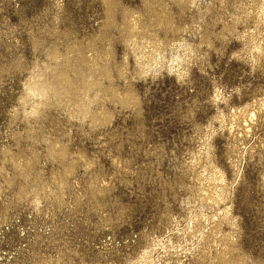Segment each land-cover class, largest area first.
Returning <instances> with one entry per match:
<instances>
[{
    "label": "rangeland",
    "instance_id": "obj_1",
    "mask_svg": "<svg viewBox=\"0 0 264 264\" xmlns=\"http://www.w3.org/2000/svg\"><path fill=\"white\" fill-rule=\"evenodd\" d=\"M117 1L119 24L104 26L103 0H0V264H264V110L251 132L236 127L243 137L230 131L236 108L264 100V19L251 13L264 0H166L163 27L153 26L160 6ZM123 7L162 38L147 69L125 40ZM75 43L111 51L113 78L99 67L86 93L28 91L53 46L66 55ZM210 166L227 179L225 219L203 198L210 182L220 188L201 179Z\"/></svg>",
    "mask_w": 264,
    "mask_h": 264
},
{
    "label": "bare ground",
    "instance_id": "obj_2",
    "mask_svg": "<svg viewBox=\"0 0 264 264\" xmlns=\"http://www.w3.org/2000/svg\"><path fill=\"white\" fill-rule=\"evenodd\" d=\"M104 2H105V5H106V20H105V23H104V26H111V25H113V24H119L118 22H116V16H115V12H114V6L115 5H117L116 3H118V1L116 2V0H103ZM145 1V0H144ZM175 1H177L178 3H182V4H185V5H188V4H191L192 2H193V0H175ZM195 1V0H194ZM255 1V0H254ZM103 2V3H104ZM120 3H122L121 1H119ZM146 2L149 4V7L151 8V7H153V6H155V5H158V6H160V10H161V12L160 13H158V15H157V17H156V19L153 21V26H156V27H163V26H165V23H166V20H165V10L167 9V6H166V0H146ZM170 2V1H169ZM168 2V3H169ZM196 2V1H195ZM119 3V4H120ZM254 3V2H253ZM260 3V2H259ZM58 4V3H57ZM145 4V3H144ZM61 5V4H60ZM104 5V4H103ZM124 5V4H123ZM147 5V4H146ZM145 5V6H146ZM169 5V4H168ZM126 6V5H125ZM128 6H130V5H128ZM190 6V5H189ZM254 6H255V4H254ZM61 7V6H60ZM105 7V6H104ZM116 7V6H115ZM245 7V6H244ZM250 7V6H249ZM121 8V7H120ZM147 8V7H146ZM158 8V7H157ZM252 8V7H251ZM122 9V8H121ZM123 9H124V7H123ZM126 9V10H125ZM124 10L126 11V13H127V15L126 14H124L125 15V21H127L126 23H127V28H128V34H127V37L125 38V40L129 43V45L132 47V49H133V51H134V55H135V57H136V59H139V60H141V63L144 65V67L147 69V68H149L151 65H153V64H155L157 61H158V59H160V56H162L163 54H162V52L164 51L163 50V46H162V38H160V35L158 34V31L157 30H153V29H151V28H148V25H145V24H143V19H142V13H140V11L138 10V11H135V10H133V11H131V7H130V10H128L127 8H125ZM133 9H135V8H133ZM152 9V8H151ZM137 10V9H136ZM157 10V9H156ZM247 10H248V8H247ZM116 11V10H115ZM121 11V10H120ZM124 11V12H125ZM141 11H143L142 9H141ZM167 11H168V9H167ZM169 12V11H168ZM249 12V11H248ZM247 12V13H248ZM128 13H129V15H128ZM251 13H253V15L255 16V17H257V18H259V19H264V5H262L261 3L260 4H257L255 7H253L252 8V11H251ZM105 14V13H104ZM148 14V16H149V13H147ZM151 14H152V11H151ZM157 14V13H156ZM117 15V14H116ZM246 15V14H245ZM250 15V14H249ZM147 16V17H148ZM152 16V15H151ZM155 16V15H154ZM252 16V15H251ZM105 17V16H104ZM118 17V16H117ZM122 17H124V16H122ZM247 17V16H246ZM152 18V17H151ZM150 18V19H151ZM239 18V17H238ZM250 18V17H249ZM251 18H253V17H251ZM146 19V18H145ZM171 19V18H170ZM104 20V19H103ZM153 20V19H152ZM117 21H119V19L117 20ZM169 21H171V20H169ZM260 21V20H259ZM146 22V21H145ZM149 22V21H148ZM122 23V22H121ZM147 23V22H146ZM175 23V22H174ZM123 24V23H122ZM125 24V23H124ZM150 24V23H149ZM168 24V23H167ZM166 24V25H167ZM170 25H172V24H170ZM256 25H257V23H256ZM255 25V26H256ZM126 26V25H125ZM178 26V25H177ZM248 26V25H247ZM261 26V25H260ZM103 27V26H102ZM122 27V26H121ZM176 27V26H175ZM249 27V26H248ZM247 27V28H248ZM258 27V26H257ZM256 27V28H257ZM124 28V27H123ZM179 28V27H178ZM103 29V28H102ZM105 29H107V28H105ZM111 29H112V27H111ZM122 29V28H121ZM158 29V28H157ZM169 29V28H168ZM167 29V30H168ZM182 29V28H181ZM245 29V28H244ZM250 29H251V27H250ZM252 29H254V28H252ZM261 29V28H260ZM68 30V29H67ZM101 30V29H100ZM119 30V29H118ZM179 30V29H178ZM256 30V29H255ZM258 30V29H257ZM103 31L105 32V30L103 29ZM107 31V30H106ZM121 31V30H120ZM123 31V30H122ZM146 31H148L149 33L150 32H152V35L151 36H147V33H146ZM176 31H177V29H176ZM249 31V30H248ZM248 31H246V37L248 38V39H250V38H255V37H258V35H261L260 34V32H256V33H252V32H248ZM260 31V30H259ZM61 32H63V30L61 31ZM159 32H160V30H159ZM164 32V31H163ZM64 33V32H63ZM99 33H102V32H100L99 31ZM106 33H108V32H106ZM121 33V32H120ZM166 33V32H165ZM262 33H263V31H262ZM66 34H70V32H68V33H66ZM122 34V33H121ZM124 34H125V32H124ZM161 34V33H160ZM244 34V33H243ZM95 35V34H94ZM99 35V34H98ZM102 35V34H101ZM163 34H161V37H163L162 36ZM60 36V35H59ZM97 36V35H96ZM95 36V37H96ZM106 36H109V35H106ZM105 36V37H106ZM111 36H113V35H111ZM122 36H123V34H122ZM167 36V35H166ZM57 37V36H56ZM61 37V36H60ZM92 37H93V35H92ZM91 37V38H92ZM113 37H115V36H113ZM180 37V36H179ZM263 37V36H262ZM70 38V37H69ZM101 38H102V36H101ZM100 38V39H101ZM107 38V37H106ZM170 38H172V37H170ZM181 38V37H180ZM61 39V38H60ZM63 40H66V39H64V38H62ZM72 39V38H71ZM85 39V38H84ZM84 39H80V41H79V43L81 42V40H83V42H84ZM89 39V38H88ZM98 39V38H97ZM103 39V38H102ZM175 39V38H174ZM261 39V38H260ZM259 39V40H260ZM263 39V38H262ZM73 40V39H72ZM77 40V39H76ZM79 40V39H78ZM77 40V41H78ZM87 40V39H86ZM92 40H94L93 38H92ZM125 40L123 41V42H125ZM172 40V39H171ZM170 40V41H171ZM68 41V40H67ZM110 41H112V40H110ZM164 41H167V40H164ZM252 41V40H251ZM254 42H255V40H253ZM252 41V42H253ZM264 41V40H263ZM65 42V41H64ZM63 42V43H64ZM97 42V41H96ZM100 42V41H99ZM104 42V41H103ZM108 42V41H107ZM247 42V41H246ZM68 43V42H67ZM94 43H95V41H94ZM106 43V42H105ZM166 43V42H165ZM169 43V42H168ZM171 43V42H170ZM258 43V42H257ZM35 44V43H34ZM39 44V43H38ZM41 44V43H40ZM57 44V42H55V45ZM62 44V43H61ZM70 44V43H69ZM83 44V43H82ZM85 44V43H84ZM90 44V43H89ZM98 44V43H97ZM110 44L111 45H113L111 42H110ZM167 44V43H166ZM44 45V44H43ZM53 45H54V43H53ZM60 45V44H59ZM65 45V44H64ZM80 45V44H79ZM78 44H74L71 48H70V50H67V51H69L68 53H66V55H64V54H62L61 53V50H59L57 47H54L53 46V50L51 49V51L49 52V60H45V59H43V60H45V62H44V66H42L41 64L40 65H36V67H34L33 68V71H32V73H31V75H30V78H29V80L26 82V88H27V90L28 91H31V92H33L34 94H36L37 93V91H43L44 92V94L45 95H49L48 93H49V91L50 90H56L58 87H57V85L58 84H61V85H63V87L67 90V87H69V86H65L66 84L68 85H70L75 91L74 92H82V93H86V91H87V89L89 88V87H91V86H93V85H95V81H93V79H92V74L94 73H96V72H94V71H96L99 67H101V69H103V70H105V73L109 76V77H112V74H111V70H110V65L108 66V59L106 58V56H109L110 54H111V51H109V50H107V51H104V50H102L103 51V53H101L99 50H97L99 47H97V48H95L92 44H90L89 45V47H87L88 48V51H89V53H91V54H89L88 52V54L89 55H87L83 50H82V48H80V46H79ZM95 45V44H94ZM110 45V46H111ZM251 45V44H250ZM253 45H255V44H253ZM257 45V44H256ZM259 45V44H258ZM263 45V44H262ZM41 46V45H40ZM57 46V45H56ZM61 46H63V45H61ZM66 47H67V44L65 45ZM82 46V45H81ZM85 46V45H84ZM101 46H103V45H101ZM109 46V45H108ZM128 46V45H127ZM34 47H35V45H34ZM254 47V46H253ZM258 47V46H257ZM48 48V47H47ZM60 48V47H59ZM64 48V47H63ZM102 48V47H101ZM106 48V47H105ZM104 48V49H105ZM114 48V47H113ZM165 48V47H164ZM61 49V48H60ZM84 49V48H83ZM192 49V48H191ZM248 49V48H247ZM252 49V48H251ZM50 50V49H49ZM65 51H66V49H64ZM85 50V49H84ZM101 50V49H100ZM254 52V51H253ZM258 52L259 53H264V47L263 46H259L258 47ZM47 53V52H46ZM70 53H74L75 54V56L73 55V56H70ZM113 54H115V53H113ZM127 54H129V53H127ZM162 54V55H161ZM254 54V53H253ZM125 55H126V53H125ZM130 55V54H129ZM128 55V56H129ZM258 55H260V54H258ZM103 56H105V60H104V58H103ZM166 57V56H165ZM259 57V56H258ZM73 58H76V60H78L79 61V64H78V66H80V67H77L76 65V67L74 66L73 67V65H72V67H71V62H72V59ZM111 58V57H110ZM162 58V57H161ZM191 58V57H190ZM48 59V58H47ZM127 59V58H126ZM254 59H256V58H254ZM42 60V61H43ZM51 60H56L57 62L55 63V62H52ZM74 60V59H73ZM111 60V59H110ZM187 60V59H186ZM160 61V60H159ZM257 61V60H256ZM259 61V60H258ZM38 62V61H37ZM127 62V61H126ZM125 62V63H126ZM122 64V63H121ZM257 64V63H256ZM59 65H62L61 67H59ZM71 67L72 68V71L74 72V73H76V74H79V73H81V75H82V77H83V84H84V86L83 87H81V86H79V83L77 84V83H74V81L73 80H75V78H73V80H72V78H71V74H69V71L70 70H68V68L67 67ZM120 66V65H119ZM142 66V65H141ZM157 66V65H156ZM182 66V65H181ZM258 66H259V64H258ZM130 67V66H129ZM137 68V67H136ZM139 68V67H138ZM152 68V67H151ZM187 68V67H186ZM128 66H126V64L125 65H123L122 67H120L119 69H118V71H119V74L120 75H122V76H125L126 75V73H127V71H128ZM184 69V68H183ZM31 70V69H30ZM47 70H50L51 71V73H52V76H53V79H47L46 77H45V72L47 71ZM189 70V69H188ZM187 69H185L184 71H183V74H181V75H187L188 74V71ZM49 71V72H50ZM131 71V70H130ZM30 72V71H29ZM143 72V71H142ZM30 74V73H29ZM48 75H50L49 73H47ZM46 74V75H47ZM96 75V74H95ZM179 75V74H178ZM29 76V75H28ZM128 76V75H127ZM97 77V76H96ZM96 77H94V78H96ZM98 78V77H97ZM113 78V77H112ZM111 78V79H112ZM125 78V77H124ZM77 79V78H76ZM101 79V78H100ZM184 79V78H183ZM96 80V79H95ZM98 80H99V78H98ZM79 81V80H78ZM81 81H82V79H81ZM102 83V82H101ZM130 83H132V82H130ZM25 85V84H24ZM112 85V84H111ZM111 85H109V86H111ZM105 86V85H104ZM115 86V85H114ZM99 87V86H98ZM60 89V88H59ZM102 89V88H101ZM105 89V88H104ZM111 90H112V94L113 95H116V94H120L121 95V97H120V99H121V102L122 103H128V104H130V103H133L134 101H136L135 100V98H134V95L132 94V91L131 92H129L128 91V93H126L125 91V93L126 94H122V92H119L118 90H117V88L116 87H111L110 88ZM131 89V88H130ZM100 90V89H99ZM127 90V89H126ZM131 90H133V89H131ZM136 90V89H135ZM57 91H59V90H57ZM134 91V90H133ZM88 92H89V90H88ZM136 92V91H135ZM72 93V92H71ZM101 93V92H100ZM104 93V92H103ZM38 94V93H37ZM59 95V94H58ZM71 95V94H70ZM76 95V94H75ZM88 95H90V94H88ZM92 95V94H91ZM117 95V96H118ZM23 96V95H22ZM50 96V95H49ZM59 96H61V95H59ZM85 96V95H84ZM136 96V95H135ZM66 98H69V97H67V96H65ZM74 97V96H73ZM91 97V96H90ZM93 97V96H92ZM100 97H102V96H100ZM50 98V97H49ZM78 98V97H77ZM96 98H98V97H96ZM103 98V97H102ZM222 98V97H221ZM220 98V99H221ZM74 99V98H73ZM73 99H72V101H73ZM140 99V98H139ZM22 100V99H21ZM79 100V99H78ZM97 100V99H96ZM224 100V99H223ZM42 101V100H41ZM119 101V100H118ZM224 102V101H223ZM46 103V102H45ZM83 104V103H82ZM136 104H138V102L136 103ZM86 105V104H85ZM84 105V106H85ZM133 105H135V104H133ZM90 108V107H89ZM103 108V107H102ZM107 109V108H106ZM38 110H40V111H42L41 109H39V107H38V105L37 106H35L34 107V110L33 111H38ZM95 110V109H94ZM96 110H98V109H96ZM264 110V100L262 101V103L260 104V106H258V107H254V108H250V107H248V106H245V107H242V108H239V109H235L234 110V112H233V115H232V118L231 117H229V118H227V119H230L231 118V121H230V131H232L231 133H234L235 131H237V132H239L240 134H242V136L241 137H243L244 136V131H242V130H240V128H239V130L240 131H238L237 129H236V127H239V126H242V127H245L247 130H246V132H251L252 130H254L253 129V125L255 124V122H257V120H258V116H259V114H260V112H261V114H262V111ZM101 111V110H100ZM82 112V111H81ZM105 112V111H104ZM91 113V112H90ZM97 114H99V113H97ZM107 114V113H106ZM109 114V113H108ZM260 114V115H261ZM101 116V115H100ZM111 117V116H110ZM241 117H243V120L242 119H240ZM260 118V117H259ZM104 119V118H103ZM110 119V118H109ZM226 119V118H225ZM238 119H240L239 121H238ZM262 119V118H261ZM100 121V120H99ZM242 122H244V126H243V123ZM229 125V124H228ZM241 127V128H242ZM244 128V129H245ZM243 129V128H242ZM234 130V131H233ZM229 132V131H228ZM236 133V132H235ZM234 133V134H235ZM233 134V135H234ZM245 134H247V133H245ZM251 135V134H250ZM235 136V135H234ZM233 137V136H232ZM236 137V136H235ZM240 137V138H241ZM233 139V138H232ZM238 139V138H237ZM242 139V138H241ZM246 139V138H245ZM244 139V140H245ZM230 140V139H229ZM240 140V139H239ZM234 142V141H233ZM236 143V142H235ZM234 143V144H235ZM237 143H238V141H237ZM244 143V142H243ZM54 145V144H53ZM240 145V144H239ZM50 146V145H49ZM55 146V145H54ZM58 146V145H57ZM56 148V147H55ZM50 150V149H49ZM58 150V149H57ZM51 151H55L54 150V148H51ZM59 151L62 153V154H64L65 153V148H61V149H59ZM60 153V154H61ZM201 157V156H200ZM208 158H210V157H208ZM28 161V160H27ZM197 162H198V160H197ZM203 162V161H202ZM210 162H212V161H210ZM237 161H235V163H236ZM239 163V162H238ZM206 164H208V163H206ZM200 165H201V163H200ZM214 165V164H213ZM205 166V165H204ZM215 166V165H214ZM214 166H210L209 168H207V169H205V170H203L204 171V173H202V177H201V179H202V181L204 182V181H206L208 178V180H213V181H217V182H219V185L218 184H215V185H218V186H220V188H218L217 186V188H215L214 186H212L213 184H211L210 185V183H209V186L207 187V188H204L203 189V191H204V193H203V195H204V199L206 200V201H209L210 202V204H211V202L212 203H214V206L215 205H217V206H215V207H221L222 209V211H221V213L219 214L220 215V217L222 216L223 218L225 217H227V216H229V214H231V213H233V212H231V208L230 207H228V206H226V202H228V201H226L227 200V195H226V186H227V184H226V181L225 180H227L226 178H225V173H224V171H222L221 169H217L216 167H214ZM218 166H220V165H218ZM221 167V166H220ZM234 167V166H233ZM236 169H238V168H236ZM208 170V171H207ZM206 171H207V173H206ZM205 173L208 175V177H206V175H205ZM241 177V176H240ZM200 182V181H199ZM207 183V182H206ZM214 183V182H213ZM230 183V182H229ZM230 186V185H229ZM229 195H230V193H229ZM229 203V202H228ZM206 205V204H205ZM228 205V204H227ZM211 206H212V204H211ZM220 207H219V209H220ZM218 209V208H217ZM218 211V210H217ZM233 211V210H232ZM207 213V212H206ZM205 213V214H206ZM204 214V213H203ZM216 216H218V214H215L214 215V217H216ZM213 217V216H212ZM213 217V218H214ZM210 218V217H209ZM213 218H211V219H213ZM224 218V219H225ZM234 218V217H233ZM232 218V219H233ZM219 219V218H218ZM230 219V218H229ZM217 221V220H216ZM219 222L221 221V220H218ZM218 221H217V223H218ZM232 221V220H231ZM216 223V222H215ZM221 223V222H220ZM226 223V222H225ZM199 224V223H198ZM215 225V224H214ZM233 225V224H232ZM217 226H218V224H217ZM217 226H215L216 228L215 229H217ZM218 230V229H217ZM221 230V229H220ZM213 231V230H212ZM219 232V231H218ZM216 233H217V231H216ZM231 233V232H230ZM215 234V233H214ZM211 235V234H210ZM218 235V234H217ZM216 235V236H217ZM212 236V235H211ZM219 236H220V234H219ZM229 236V235H228ZM208 237V236H207ZM230 237V236H229ZM227 238V237H226ZM225 239V238H224ZM228 239V238H227ZM215 240V239H214ZM217 241V240H216ZM223 241V240H222ZM231 241V240H230ZM229 241V242H230ZM235 241V240H234ZM234 241H231V242H234ZM221 242V241H220ZM224 243L226 242V241H223ZM210 243V242H209ZM206 244H208V243H206ZM217 244V243H216ZM221 244V243H220ZM225 244H227V243H225ZM233 244V243H232ZM209 245V244H208ZM210 246V245H209ZM223 246H224V244H223ZM232 246V245H231ZM203 247V246H202ZM217 249V248H216ZM226 250H228V249H226ZM224 251V250H223ZM206 252V251H205ZM227 252V251H226ZM225 254V253H224ZM227 254V253H226ZM224 256V255H223Z\"/></svg>",
    "mask_w": 264,
    "mask_h": 264
}]
</instances>
